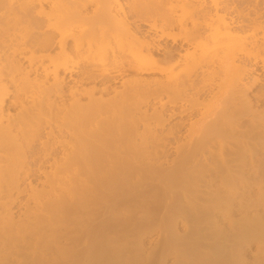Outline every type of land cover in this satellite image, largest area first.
Listing matches in <instances>:
<instances>
[{
	"label": "bare ground",
	"instance_id": "bare-ground-1",
	"mask_svg": "<svg viewBox=\"0 0 264 264\" xmlns=\"http://www.w3.org/2000/svg\"><path fill=\"white\" fill-rule=\"evenodd\" d=\"M241 27L217 0H0V264H264Z\"/></svg>",
	"mask_w": 264,
	"mask_h": 264
},
{
	"label": "rangeland",
	"instance_id": "rangeland-1",
	"mask_svg": "<svg viewBox=\"0 0 264 264\" xmlns=\"http://www.w3.org/2000/svg\"><path fill=\"white\" fill-rule=\"evenodd\" d=\"M205 2L207 5H211L213 0H201ZM222 3V6H226L228 8L229 17H234L237 19V21L242 22V27L240 30L237 29L235 34H238L239 38L243 40L242 49L249 52V56L245 58L244 64L242 66L246 67V69H254L255 73L253 74V77L260 78L262 82L258 85V87L255 89L254 93L264 91V0H217ZM93 8V7H92ZM95 8V7H94ZM238 12V13H237ZM181 14V12H179ZM185 20L189 25L192 23V18H190L188 15H185ZM178 31H175V34H178ZM218 36H221L218 34ZM220 38V37H218ZM212 45H210L209 48H206L208 50H212L216 48ZM218 48V47H217ZM205 49V48H204ZM217 51V50H216ZM178 72H175L174 74H177ZM233 70L232 68L230 70L220 71L221 75L226 76H232ZM152 77V76H151ZM235 85L232 83H223V85L220 87V89H217L218 91V97L219 98H228L230 93L235 90ZM218 102H213L208 105V107L203 110L199 109L197 114L205 113V111H213L217 106ZM161 133H164L160 128H157L156 135L160 138L162 136ZM175 157V156H174ZM173 157V158H174ZM38 184V183H35ZM38 186V185H37ZM65 188H60V186L56 187L55 192H50L46 196H43L42 198L38 199H31L28 201L27 196H21L19 198L17 205L15 204L14 210V216H16V219L21 218L19 220H22V215L19 213L24 212V205H29L33 209H37V207L42 202H48L49 198L55 196V195H61L65 193V190L67 189V184L63 185ZM24 185L22 186V188ZM42 186L39 183L38 189H41ZM60 188V189H59ZM59 189V190H58ZM28 203V204H25ZM21 204V205H19ZM24 204V205H22ZM23 206V207H22ZM25 221V220H24ZM31 221H33L31 219ZM163 237L161 233L154 234L152 236H147L145 238V245L147 247L153 248L157 243H162ZM173 258L165 260V264H171L173 262ZM159 262V261H158ZM158 262L156 264H158Z\"/></svg>",
	"mask_w": 264,
	"mask_h": 264
}]
</instances>
